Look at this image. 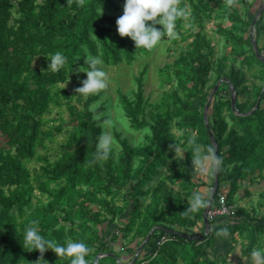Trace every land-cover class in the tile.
<instances>
[{"label":"trees","instance_id":"obj_1","mask_svg":"<svg viewBox=\"0 0 264 264\" xmlns=\"http://www.w3.org/2000/svg\"><path fill=\"white\" fill-rule=\"evenodd\" d=\"M217 1L180 0L179 6L187 7L189 15L179 18L177 25L188 23L187 35L181 38L192 39V50L174 63L179 83L173 92L175 106L150 122L139 117L143 86L134 101L123 95L121 105L131 128L149 129L150 134L145 137L147 146L120 141L122 152L114 164L110 157L105 162L97 155L100 123L104 120L99 113L103 109L95 112L91 105L98 96L92 95L85 102L67 83L70 74L87 67L85 47L107 66L122 60L132 64L138 56L150 54L151 50H138L134 41L118 34L116 21L120 16L115 14L120 11L118 2L124 7V0H0V134L8 140L0 145V264H36L41 258L39 251L22 245L24 232L32 221L38 222L34 226L46 239L86 243L91 249L86 256L89 264H96L101 254L115 257L99 258L98 264H123L113 251L117 235L106 241L105 233L100 236L98 230L104 210L115 214L112 202L119 196L126 203L127 234L136 228L145 242L157 228L146 243L151 249L147 264H228L227 259L216 257L211 251L227 235L233 245L238 240L246 245L243 257L251 259L252 251H262L264 212L239 208L234 218L210 223L211 232L202 234L206 233L203 214L207 205L187 212L190 201L176 193L168 181L160 179L167 169L173 184L182 182L184 189L192 191L187 196L192 198L198 193L202 186L198 157L203 161L208 156L212 161L215 154L209 128L222 161L215 200L223 190L222 184L228 185V201L235 204L243 182L264 183V47H258L264 30V9L256 23L259 55L248 34L254 20L242 17L236 10H226L220 15L231 22L232 28L220 25L219 32L231 53L229 57L214 59V47L203 30L206 19L214 12L211 4ZM241 2L257 12L264 4V0ZM101 6L103 14L99 16L97 9ZM56 51L63 52L68 63L58 71L48 70L50 55ZM37 58L42 61L40 67L34 68ZM257 68L259 72L251 75L263 85H254L247 93V72ZM214 72L219 78L209 86ZM82 77L77 87L82 86L86 73ZM222 79L227 81L221 83L211 101L206 125L205 106ZM259 99L260 106L254 110ZM53 107H65L74 119L60 155L50 159L40 150L46 148L48 139L43 119ZM173 130L179 135H174ZM182 141L193 150L178 164L176 148ZM35 160L45 162L41 172L30 168ZM41 196H47V201ZM196 227L202 239L181 236ZM43 259L48 264H70L71 260L59 258L51 249L43 254ZM134 264H143L140 255Z\"/></svg>","mask_w":264,"mask_h":264},{"label":"rangeland","instance_id":"obj_2","mask_svg":"<svg viewBox=\"0 0 264 264\" xmlns=\"http://www.w3.org/2000/svg\"><path fill=\"white\" fill-rule=\"evenodd\" d=\"M120 11L115 15L121 16L123 14L124 7L118 2ZM214 12L210 19H206L203 34L211 40L214 47L215 55L214 59L219 57L230 56L231 48L224 37H221L219 32V26L222 25L228 29L232 28V24L227 19H224L220 14L223 11H238L242 17L248 18L249 20H255L257 11L249 10V8L241 2V0H218L216 3H212ZM159 27H162L159 25ZM200 28H196V32H199ZM188 23L185 21L183 26L177 25L178 35L175 37L167 38L158 44L154 49L151 50L148 55H140L137 60L129 64L126 60H122L120 64L105 65L103 67L108 73L109 86L107 89L101 91L98 96V100L91 105V110L95 112L101 111L99 116L103 118V122L100 123L101 135L104 132H108L113 141L112 151L108 157H110L114 164L122 152V146L120 141H128L132 146L148 145L146 142V135L150 134V131H136L131 128L130 120L126 117L125 111L122 109L121 100L122 96H127L132 101L135 100V95L139 91L140 85H142V111L139 115L141 119L146 118L148 121L153 122L156 116L165 113L170 107L175 106L173 92L179 88V83L174 75V63L181 55H188L192 50V39L187 41L182 40L181 35H187ZM251 37L255 38L256 29L252 30V24L248 33ZM258 47H264V30L261 32V39ZM205 53L208 50L205 49ZM264 55V53H263ZM264 59V58H263ZM42 58H37L34 63V68L40 67ZM259 69H255L253 72H247V80L244 86L247 87V93L252 91L253 86H262L263 83L256 78L252 77L253 74H257ZM85 73L81 72L80 69L75 74L69 75V81L67 86L70 89H76L79 80H81ZM219 78L218 72H214L211 77L209 86H212ZM92 96V95H91ZM89 96V97H91ZM88 97V98H89ZM87 99H84L86 102ZM264 106V102H263ZM73 117L70 116L67 109L61 107H53L51 111L44 116V127L43 130L48 133V139L46 140V148L40 150L42 155L49 156L53 159L55 156H59L65 145L68 130L72 128ZM149 130V129H148ZM174 135L178 136L179 133L176 130L172 131ZM7 138L0 134V145L4 146L7 143ZM182 151L176 152L175 159L178 164L185 160L186 155L193 150L191 145L183 144L178 147ZM201 147H199L200 149ZM107 162V158L105 159ZM45 162L35 160L30 164V168L41 172ZM200 174L202 172L199 171ZM198 178H200L198 176ZM215 170L213 168L210 177L211 193L214 186ZM160 179L168 181L171 187L174 188L176 193L185 196L188 201L191 198L187 196L192 191L184 189L182 182L173 184L169 179V173L167 169L163 170ZM197 179V178H196ZM249 183V182H247ZM259 185L262 184L259 189H264L263 182L260 180L257 182ZM154 186V183L151 184ZM225 184L221 185L223 188L222 192L228 193ZM54 185H51L53 188ZM36 195L40 193L37 191ZM40 197V196H39ZM41 199L46 202L47 196H41ZM36 201V200H35ZM262 206H259V204ZM113 207L116 209L114 215L108 214L106 210L102 213L103 223L98 226L100 236L105 233L106 241L112 240L114 235H117L118 239L113 245V251L121 258L123 264H132L131 261L135 258L137 251L141 245H143V236L138 235L136 228L129 234L125 232L126 223H129V219H125L126 210L124 198L122 196L116 197L113 202ZM236 205V204H235ZM244 209L251 211V207L245 202ZM238 207V206H237ZM240 207V205H239ZM257 207V208H255ZM252 208L255 209L254 213L264 212V194L256 195L255 202L252 204ZM97 211L98 208L94 207ZM123 210V212H121ZM114 217V218H113ZM185 232L193 237H200L202 232H198L195 229H188ZM199 239V238H198ZM227 236L222 241L215 244L213 254L216 257H222L227 259L228 264H264L262 259L252 257H243V251L246 247L242 240L235 245L232 244L231 239ZM141 241H143L142 244ZM227 241V243H226ZM223 243V245H222ZM230 244V245H229ZM227 245V246H226ZM226 247V248H225ZM264 252V248H262ZM151 254V249L145 244L140 252V257L143 260V264H147L148 257ZM102 255V254H101ZM103 258L100 257V259Z\"/></svg>","mask_w":264,"mask_h":264},{"label":"clouds","instance_id":"obj_3","mask_svg":"<svg viewBox=\"0 0 264 264\" xmlns=\"http://www.w3.org/2000/svg\"><path fill=\"white\" fill-rule=\"evenodd\" d=\"M179 2L180 0H124L123 14L116 21L119 36L130 38L138 50H152L163 42L165 37L177 36V20L189 15L187 7H180ZM97 12L99 16L103 14L102 6L97 9ZM157 25L162 27H157ZM84 51L87 53L84 57V64L87 67H81L80 71L86 73V79L81 82L82 86L75 89V92L77 96L87 99L107 89L109 82L108 73L103 67V59L88 52L87 47ZM49 60L48 70L52 71H58L68 63V58L61 51L52 53ZM72 72L71 65L70 73ZM145 131L149 130L145 129ZM112 147V138L106 131L99 138L97 155L101 158H108ZM181 151L180 148H176V152ZM199 151L200 149L197 148V152ZM208 159L209 157L205 156L201 161L198 157V162L205 170L204 161ZM212 163L213 166H219L222 161L213 153ZM207 203L199 193H196L191 198L187 212H196L205 207ZM36 223L38 222L32 221V225L26 228L22 244L24 248H29L31 251H39L41 258L36 261V264H48L43 259V254L49 249L54 251L59 258H71L70 264H89L86 256L91 249L86 243L72 239H66L64 243L46 239L34 226ZM251 255L257 259H264V252L261 250H254Z\"/></svg>","mask_w":264,"mask_h":264},{"label":"water","instance_id":"obj_4","mask_svg":"<svg viewBox=\"0 0 264 264\" xmlns=\"http://www.w3.org/2000/svg\"><path fill=\"white\" fill-rule=\"evenodd\" d=\"M263 9H264V4L260 7V9H259V11H258V13H257V16H256V18H255V20H254V22H253V25H252V30H255V29H256V23H257V21H258L260 15H261ZM252 42H253V46H254V50H255V52L259 55V53H258V49H257V45H256V41H255V38H254V37H252ZM225 81H227V80H226V79H222V80H220V81L217 83V85L215 86V88L213 89V91H212V93L210 94V96H209L208 102H207V104H206V106H205V109H204V119H205V123H206V125L208 124V114H209V110H210L211 101H212V99L214 98V96H215V94H216V92H217L219 86L221 85V83H223V82H225ZM232 89H233V88H232ZM260 101H261V99L258 100V102H257L256 107H255L254 110H256V109L259 108V106H260ZM232 109H233V110L236 109V93H234V92H233V97H232ZM254 110H253V111H254ZM208 133H209V137H210V139H211V141H212V143H213V146L215 147V156L218 157L217 145H216L215 139H214V137H213V134H212V132L210 131L209 128H208ZM214 170H215L214 186H213V190H212V193H211L210 199H209V201H208V203H207L206 211H205L204 214H203V224H204V226H205V230H206V233H205V234H209V233L211 232V224H210V222H209V220H208V211H209V209L212 207V205H213V203H214L215 196H216V194L218 193V188H219L218 166H214ZM155 230H157V228H154V229L150 232V234L148 235L146 241L143 243V245H141V246L139 247V249H138V251H137V254H136V256H135V258H134L132 264H134V263L136 262V260H137V258H138V256H139L140 252L142 251V248H143V247L145 246V244L149 241V239L151 238V236H152V234L154 233ZM174 233H176V232H174ZM181 236H183V237H185V238H190V239H192V240H197L198 238H199V239H202V238H203V236H200V237H191V236H188V235H181ZM102 256H103V257H106V256H113V257H115V255H100V256H98V258L96 259V264H98V259H99L100 257H102Z\"/></svg>","mask_w":264,"mask_h":264},{"label":"crops","instance_id":"obj_5","mask_svg":"<svg viewBox=\"0 0 264 264\" xmlns=\"http://www.w3.org/2000/svg\"><path fill=\"white\" fill-rule=\"evenodd\" d=\"M204 165L206 166V170L204 168H202L201 172L202 174L199 175L200 177V182L202 183V186L198 189V193L203 197V199H210L211 196V186H210V177L212 174V170L214 168L213 163L211 161V159L209 158L207 161H204ZM262 184H250L247 182H243L240 185V188L238 190V193L236 195L235 198V204L239 207L240 205V209H244L245 206V202L247 203V205H249V207H251V213H253L255 211L254 208H252V204L253 202H255L256 199V195H260L261 193L264 194V189H259V187ZM264 186V183H263ZM226 191H229V187L228 185H225ZM257 208V207H255ZM201 226H199L200 228ZM199 228L196 227L195 230H197L199 232ZM228 237L231 239V236L228 235ZM229 239V240H230ZM227 243V241H226ZM223 245V243H222ZM230 245V244H229ZM224 246V245H223ZM227 246V245H226ZM226 248V247H225Z\"/></svg>","mask_w":264,"mask_h":264},{"label":"built area","instance_id":"obj_6","mask_svg":"<svg viewBox=\"0 0 264 264\" xmlns=\"http://www.w3.org/2000/svg\"><path fill=\"white\" fill-rule=\"evenodd\" d=\"M222 191L218 194L217 199L208 211V220L210 223H214L219 219H232L238 212L239 207L235 204H230L227 193ZM165 241L166 239H163V243Z\"/></svg>","mask_w":264,"mask_h":264}]
</instances>
